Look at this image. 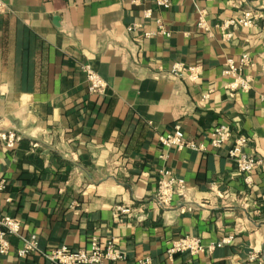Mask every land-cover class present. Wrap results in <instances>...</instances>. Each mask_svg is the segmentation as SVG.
I'll list each match as a JSON object with an SVG mask.
<instances>
[{
  "label": "crops",
  "instance_id": "crops-1",
  "mask_svg": "<svg viewBox=\"0 0 264 264\" xmlns=\"http://www.w3.org/2000/svg\"><path fill=\"white\" fill-rule=\"evenodd\" d=\"M4 2L0 132L18 138L9 148L0 139V214L15 217L22 235H36L41 251L88 249L95 239L123 254L115 264H254L252 253L264 262V0ZM244 11L250 26L223 28ZM157 18L169 36L153 34ZM242 55L249 87L230 89L236 77L226 61ZM174 63L197 67L198 78L171 73ZM83 64L104 91H88ZM219 124L232 136L212 148ZM175 125L203 150L160 144ZM238 136L245 153L262 159L249 184L227 157ZM162 170L187 188L166 208L154 201ZM185 236L226 242L169 257L171 241ZM9 242L0 264H50L39 252L17 257L19 239Z\"/></svg>",
  "mask_w": 264,
  "mask_h": 264
},
{
  "label": "built area",
  "instance_id": "built-area-1",
  "mask_svg": "<svg viewBox=\"0 0 264 264\" xmlns=\"http://www.w3.org/2000/svg\"><path fill=\"white\" fill-rule=\"evenodd\" d=\"M155 5L158 7H167L168 0H153ZM134 3L142 4L144 0H133ZM6 8L4 0H0V12ZM204 11H200L198 17L197 25L201 28L205 27V22L203 20ZM151 16V9L143 10L142 17L144 20L149 19ZM250 11H244L242 16L237 19H230L223 23V28L226 29L233 24H239L241 26H250L251 22ZM157 24V29L154 33L159 35L169 36L170 31L165 27L162 20L157 18L155 20ZM139 24H133L128 27V30H134ZM146 36L152 33H145ZM224 36H229L228 33ZM247 55H242L238 63H234L233 60L228 59L226 62L228 69L227 73L234 75L235 81L230 86L232 88L248 89L249 81L248 79L241 77L240 72L243 67L249 64ZM85 74L88 84V91L90 93H100L104 91L106 83L104 80L94 71L88 64H83L80 66ZM171 73L179 75L182 71L187 72V78L191 81H195L199 76V69L195 66L184 67L182 63H174L171 66ZM231 132L228 130L227 125L219 124L215 126L210 134L209 144L212 148H221L229 139H231ZM18 136L9 132H0V139L4 141L5 145L13 147ZM160 144L174 148L177 150L189 149L193 151L203 150V144L196 142L191 139H187L183 136L181 132L180 125H175L171 131L160 135L158 138ZM245 138L243 136H238L233 139V144L227 150L228 159L234 163L237 170L243 174V179L245 183H251V172L253 169L262 164V159L254 157L244 152L243 145L245 144ZM162 177L157 182V190L154 195V201L162 208L169 207L173 196L176 195L180 198H185L186 185L183 179L170 176L169 178H164L163 176L169 174L167 170H162ZM4 182L0 181V190L4 188ZM117 209L125 213L128 211L127 208L118 206ZM15 236L20 241V247L16 250L17 257H25L27 254L39 252L50 264H115L117 261L123 260V254L113 245V243L108 242L104 245H100L98 241L92 239L90 241V247L88 249H70L67 246H60L58 248L52 249L50 251H41L37 245V237L34 234L29 236L22 235L20 233V222L13 216L0 214V256L6 255L11 248L9 237ZM226 241H219L216 243H211L209 245H203L200 238L185 236L171 241L170 246L166 250V254L169 257L174 256L176 253H188L191 256L200 252H211L214 249L220 247ZM249 260L253 261L254 264H264L263 261L259 260L257 256L252 253L249 256ZM147 259L140 260L137 264H146Z\"/></svg>",
  "mask_w": 264,
  "mask_h": 264
}]
</instances>
